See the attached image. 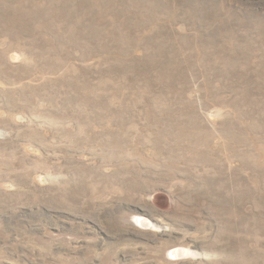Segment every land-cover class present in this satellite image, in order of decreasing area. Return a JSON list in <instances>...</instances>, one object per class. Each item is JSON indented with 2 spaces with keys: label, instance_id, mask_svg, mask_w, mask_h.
Returning <instances> with one entry per match:
<instances>
[{
  "label": "rangeland",
  "instance_id": "1",
  "mask_svg": "<svg viewBox=\"0 0 264 264\" xmlns=\"http://www.w3.org/2000/svg\"><path fill=\"white\" fill-rule=\"evenodd\" d=\"M0 264H264V0H0Z\"/></svg>",
  "mask_w": 264,
  "mask_h": 264
},
{
  "label": "bare ground",
  "instance_id": "2",
  "mask_svg": "<svg viewBox=\"0 0 264 264\" xmlns=\"http://www.w3.org/2000/svg\"><path fill=\"white\" fill-rule=\"evenodd\" d=\"M139 222H140L142 225H145V226L150 227V226H149V225H150V221L147 220V219H145V218H140ZM142 225H141V226H142ZM148 227H147V228H148ZM154 228H155V227H154ZM178 252H179L180 254H183V250H181V249L175 251L176 254H178Z\"/></svg>",
  "mask_w": 264,
  "mask_h": 264
}]
</instances>
